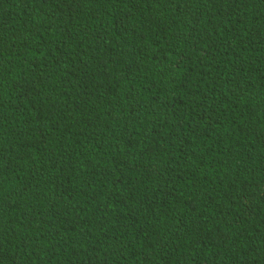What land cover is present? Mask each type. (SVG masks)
Returning a JSON list of instances; mask_svg holds the SVG:
<instances>
[{"label": "trees", "instance_id": "16d2710c", "mask_svg": "<svg viewBox=\"0 0 264 264\" xmlns=\"http://www.w3.org/2000/svg\"><path fill=\"white\" fill-rule=\"evenodd\" d=\"M0 264H264V0H0Z\"/></svg>", "mask_w": 264, "mask_h": 264}]
</instances>
